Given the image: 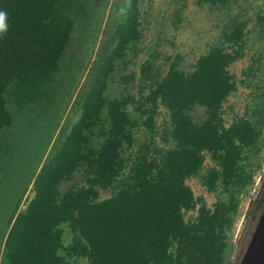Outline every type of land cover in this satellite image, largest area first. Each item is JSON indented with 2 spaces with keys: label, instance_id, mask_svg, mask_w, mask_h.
Instances as JSON below:
<instances>
[{
  "label": "trees",
  "instance_id": "16d2710c",
  "mask_svg": "<svg viewBox=\"0 0 264 264\" xmlns=\"http://www.w3.org/2000/svg\"><path fill=\"white\" fill-rule=\"evenodd\" d=\"M138 3L130 0L125 20L114 31V47L95 66V83L83 97L79 120L60 150L41 166L33 181V199L16 214L5 239L6 264H64L65 255L79 251L78 246L63 244L60 225L66 221L79 227L88 244L90 264H222L221 209L211 212L202 205L191 224L184 222L182 211L193 205L185 180L200 168L203 150L217 155L225 175H231L242 146L259 135V129L247 121L223 128L219 114L223 98L234 89L227 66L241 55L243 21H233L222 32L221 43L199 56L191 72L173 65L150 91L144 120L148 136L153 138L160 101L169 110L175 142L159 162L153 164L140 152L116 194L99 203L87 202L95 193L91 187L64 193L57 189L81 165L95 179L107 182L117 173L118 148L129 140L132 121L122 98L108 99L103 93L115 61L140 37ZM80 6L81 0H0L7 23L6 32L0 34V132L12 123L7 97L24 107L46 94L45 86L71 39ZM196 105L205 109L200 123L188 113ZM103 109L108 122L105 140L96 149L88 148L86 132L101 121ZM210 175L212 180L217 177L214 172ZM173 241L174 256L169 252Z\"/></svg>",
  "mask_w": 264,
  "mask_h": 264
},
{
  "label": "rangeland",
  "instance_id": "374dc122",
  "mask_svg": "<svg viewBox=\"0 0 264 264\" xmlns=\"http://www.w3.org/2000/svg\"><path fill=\"white\" fill-rule=\"evenodd\" d=\"M130 0H81L74 14L71 39L57 70L45 86L46 94L34 103L18 107L7 97L12 123L0 132V264H6L5 239L20 211L35 195L33 181L41 168L61 148L82 113V101L95 83V66L116 43V26L126 18ZM137 41L128 45L114 63L104 96L122 98L132 121L128 141L118 148L111 182L96 178L81 165L57 185L60 193L87 189L95 193L87 202L99 203L120 189L128 170L140 152L153 164L163 152L175 146L171 137L169 110L160 101L154 116L153 138H149L144 120L150 107L148 95L174 65L185 73L194 69L197 58L210 46L221 43V34L233 21H243L241 55L228 66L234 89L219 106L221 125L247 121L259 129L256 140L242 146L231 175H225L220 159L211 150H203L200 168L185 180L193 193L191 208L182 211L186 224L195 222L202 205L209 211L220 208L225 246L222 264H241V243L251 220L257 182L263 174L264 152V0H229L210 5L201 0H139ZM84 12V15L81 13ZM78 13V14H77ZM188 113L202 122L205 109L193 106ZM108 122L103 109L101 121L86 132V147L98 148L104 142ZM146 144L143 148L142 144ZM237 144V141H235ZM222 153V152H220ZM211 172L217 174L212 180ZM73 210V216H78ZM250 213V216H249ZM66 246H78V253L65 255L64 264H90L88 244L72 221L60 225ZM81 246L86 248L81 250ZM176 243L169 246L175 255Z\"/></svg>",
  "mask_w": 264,
  "mask_h": 264
},
{
  "label": "flooded vegetation",
  "instance_id": "af4514ba",
  "mask_svg": "<svg viewBox=\"0 0 264 264\" xmlns=\"http://www.w3.org/2000/svg\"><path fill=\"white\" fill-rule=\"evenodd\" d=\"M264 149V148H263ZM264 158V152L262 154ZM263 174H261L259 181L257 182L256 187V193L254 196V203H252L251 207L249 208V212L251 210V220L248 224L246 235L243 238V241L241 243V250L238 253V256L236 258V262L239 261L240 256L242 254V257L247 250L253 235L255 231L257 230L259 224L261 223L263 217H264V162H263ZM250 216V213H249Z\"/></svg>",
  "mask_w": 264,
  "mask_h": 264
},
{
  "label": "water",
  "instance_id": "95a60500",
  "mask_svg": "<svg viewBox=\"0 0 264 264\" xmlns=\"http://www.w3.org/2000/svg\"><path fill=\"white\" fill-rule=\"evenodd\" d=\"M241 260V264H264V217Z\"/></svg>",
  "mask_w": 264,
  "mask_h": 264
},
{
  "label": "clouds",
  "instance_id": "9594fccd",
  "mask_svg": "<svg viewBox=\"0 0 264 264\" xmlns=\"http://www.w3.org/2000/svg\"><path fill=\"white\" fill-rule=\"evenodd\" d=\"M7 23H6V12L0 11V34L6 32Z\"/></svg>",
  "mask_w": 264,
  "mask_h": 264
}]
</instances>
